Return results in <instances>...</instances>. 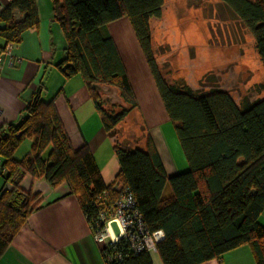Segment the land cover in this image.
I'll list each match as a JSON object with an SVG mask.
<instances>
[{
    "label": "trees",
    "instance_id": "obj_1",
    "mask_svg": "<svg viewBox=\"0 0 264 264\" xmlns=\"http://www.w3.org/2000/svg\"><path fill=\"white\" fill-rule=\"evenodd\" d=\"M245 27L264 65V0H219ZM66 41L58 65L65 77L80 75L90 90L104 130L114 138L138 101L109 25L128 18L155 79L160 98L189 164L168 177L145 130L143 148L115 143L119 172L106 186L91 150L72 147L54 101L38 92L16 124L0 128V257L38 208L40 195L25 191L24 179H44L53 188L66 184L91 226L123 190L134 197L150 233L163 231L157 245L162 264H203L248 246L264 264V97L237 104L220 89L201 93L169 83L155 57L151 21L161 19L165 0H51ZM23 15L22 21L14 13ZM40 23L35 0L0 6V49L18 45L24 32ZM94 84L118 89L124 105H110ZM264 91V83L259 85ZM30 152L15 154L26 141ZM107 202V204H105ZM102 249L106 264H154L152 252L135 255L126 241ZM120 258H117L119 257ZM110 258V260H108Z\"/></svg>",
    "mask_w": 264,
    "mask_h": 264
},
{
    "label": "crops",
    "instance_id": "obj_2",
    "mask_svg": "<svg viewBox=\"0 0 264 264\" xmlns=\"http://www.w3.org/2000/svg\"><path fill=\"white\" fill-rule=\"evenodd\" d=\"M35 2L39 26L24 32L21 43L12 44L10 55L0 49V128L21 121L29 103L38 92L42 93L45 101H54L72 147L79 150L87 146L94 155L104 183L111 186L119 172L114 152L116 140L104 130L84 79L80 75L67 78L58 68L65 58L66 41L54 18L51 0ZM8 4L0 0L2 8ZM14 16L17 21L23 20L18 11ZM157 20H152L151 26ZM108 29L126 66L138 101L139 107L135 111L143 128L152 140L154 132L159 129L157 134L162 138L163 133L173 131V125L133 27L128 18H123L110 24ZM177 139L178 148H181ZM154 144L168 177L189 170L183 152L178 158L170 157L166 161L157 143ZM164 144L162 140V148ZM31 145L32 141L26 140L17 150L16 158L23 159L30 152ZM143 147L142 144L140 148ZM168 151L171 154L169 148ZM22 187L39 194L40 204L0 257V264H106L102 246L96 242L91 224L66 184L53 188L44 179L34 181L27 176ZM4 189L5 181L0 171V194ZM259 222L264 226V212ZM152 259L154 264H162L158 254H152ZM203 264L256 262L250 248L243 246Z\"/></svg>",
    "mask_w": 264,
    "mask_h": 264
},
{
    "label": "rangeland",
    "instance_id": "obj_3",
    "mask_svg": "<svg viewBox=\"0 0 264 264\" xmlns=\"http://www.w3.org/2000/svg\"><path fill=\"white\" fill-rule=\"evenodd\" d=\"M152 27L160 74L169 83L187 84L201 93L215 87L228 92L237 104L264 97L259 88L264 83V65L255 40L219 0H165L163 16ZM172 128L171 133H163V139L159 129L153 134L166 161L183 152ZM117 132L114 140L133 149L140 148L147 135L135 110Z\"/></svg>",
    "mask_w": 264,
    "mask_h": 264
},
{
    "label": "built area",
    "instance_id": "obj_4",
    "mask_svg": "<svg viewBox=\"0 0 264 264\" xmlns=\"http://www.w3.org/2000/svg\"><path fill=\"white\" fill-rule=\"evenodd\" d=\"M5 1L11 2V0ZM4 50L7 55H10L12 44L7 45ZM112 221L118 224L119 237H115L111 230L110 223ZM92 230L96 242L105 244V249H110L111 246L120 241H126L135 255L144 251L156 252L157 245L165 238L163 231L149 232L142 214L136 207L133 195L126 189L109 208L99 211L94 227L92 225Z\"/></svg>",
    "mask_w": 264,
    "mask_h": 264
},
{
    "label": "water",
    "instance_id": "obj_5",
    "mask_svg": "<svg viewBox=\"0 0 264 264\" xmlns=\"http://www.w3.org/2000/svg\"><path fill=\"white\" fill-rule=\"evenodd\" d=\"M93 88H95L98 92L102 93L104 96V99L110 104H120L124 105L123 99L119 95V91L116 88H113L111 86L107 85H99L94 84ZM111 230L115 237H119L120 235V229L118 227V224L115 221H112L110 223Z\"/></svg>",
    "mask_w": 264,
    "mask_h": 264
}]
</instances>
